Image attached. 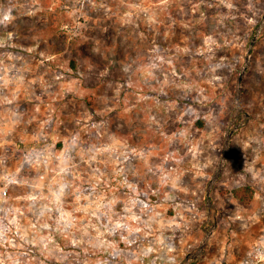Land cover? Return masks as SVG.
I'll return each mask as SVG.
<instances>
[{"label":"rangeland","instance_id":"rangeland-1","mask_svg":"<svg viewBox=\"0 0 264 264\" xmlns=\"http://www.w3.org/2000/svg\"><path fill=\"white\" fill-rule=\"evenodd\" d=\"M0 264H264V0H0Z\"/></svg>","mask_w":264,"mask_h":264},{"label":"trees","instance_id":"trees-1","mask_svg":"<svg viewBox=\"0 0 264 264\" xmlns=\"http://www.w3.org/2000/svg\"><path fill=\"white\" fill-rule=\"evenodd\" d=\"M21 146H22V144H20ZM30 146H36V144H29ZM246 191H250V189L249 188H247V189H245ZM234 194H235V196L237 197V198H241V199H243V195H240L239 194V191L238 190H236V191H234ZM242 201H246V199H243Z\"/></svg>","mask_w":264,"mask_h":264},{"label":"water","instance_id":"water-1","mask_svg":"<svg viewBox=\"0 0 264 264\" xmlns=\"http://www.w3.org/2000/svg\"><path fill=\"white\" fill-rule=\"evenodd\" d=\"M256 37L253 38L252 42H251V46L253 44V42L255 41ZM249 55H250V50L247 52V55H246V60L249 59Z\"/></svg>","mask_w":264,"mask_h":264}]
</instances>
